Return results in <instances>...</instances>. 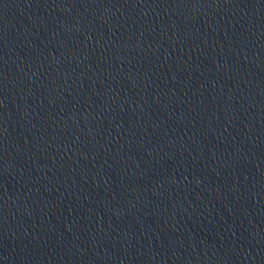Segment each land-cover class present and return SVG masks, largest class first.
Segmentation results:
<instances>
[{"label":"water","instance_id":"water-1","mask_svg":"<svg viewBox=\"0 0 264 264\" xmlns=\"http://www.w3.org/2000/svg\"><path fill=\"white\" fill-rule=\"evenodd\" d=\"M0 264H264V0H0Z\"/></svg>","mask_w":264,"mask_h":264}]
</instances>
